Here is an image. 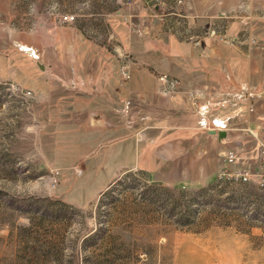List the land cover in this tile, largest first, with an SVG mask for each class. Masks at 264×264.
I'll use <instances>...</instances> for the list:
<instances>
[{"label":"rangeland","instance_id":"rangeland-1","mask_svg":"<svg viewBox=\"0 0 264 264\" xmlns=\"http://www.w3.org/2000/svg\"><path fill=\"white\" fill-rule=\"evenodd\" d=\"M18 63V79L34 95L0 79V264H264V142L256 147L250 135L233 146L220 144L230 148L219 153L222 169L228 151L235 154L230 172L251 165L247 182L218 178L222 169L205 185L187 184L177 169L170 176L168 168L156 175L116 170L133 158L124 139L91 132L79 139L71 98L56 91L54 99L42 100L28 58ZM208 99L218 106L203 114L206 129L226 128L222 111L245 100ZM57 103L66 104V112ZM123 112L128 126L138 121L143 132L152 118H164L143 103ZM76 161L82 176L75 174Z\"/></svg>","mask_w":264,"mask_h":264},{"label":"crops","instance_id":"crops-1","mask_svg":"<svg viewBox=\"0 0 264 264\" xmlns=\"http://www.w3.org/2000/svg\"><path fill=\"white\" fill-rule=\"evenodd\" d=\"M239 6L244 11L236 14ZM221 12L231 14L225 33L235 44L206 37L194 46L180 37L185 28L198 32L210 23L218 26ZM262 13L264 0H184L181 6L167 0L153 9L146 0H0V79L27 88L18 79V59L26 56L30 73L42 83L37 96L47 101L59 91L71 98L74 125L100 128L97 138L124 139L133 158L116 170L138 168L156 175L168 168L170 176L177 169L187 184L205 185L222 169L219 153L230 149L220 144L233 146L250 135L256 147L264 142V20H256L264 19ZM68 14L75 20L59 21ZM108 35L139 62L179 78L182 88H201L213 99L245 98L237 108L222 111L228 120L221 128L225 137L202 126L203 116L197 118L182 93L161 97L152 71L134 65L130 79L120 82ZM130 99L170 107L172 116L148 120L139 141L138 121L128 126L123 114ZM212 101L206 102L215 109Z\"/></svg>","mask_w":264,"mask_h":264},{"label":"built area","instance_id":"built-area-1","mask_svg":"<svg viewBox=\"0 0 264 264\" xmlns=\"http://www.w3.org/2000/svg\"><path fill=\"white\" fill-rule=\"evenodd\" d=\"M175 4V6H181L184 4V0H172ZM252 2H259L260 0H251ZM146 3L149 5H153V7H156L158 5H165L167 3V0H146ZM244 6L238 7V12L236 14H240L244 11ZM174 13V12H173ZM264 16V13H262ZM76 18L75 15H64L59 18V21L62 22H72ZM222 23L218 24V26L215 23H210L208 25L206 30L201 31H191L189 29H184L180 37L185 41L189 42L194 46L200 45L202 39L209 37V38H215L218 41L225 42L228 44H235V39L228 38L225 33V27L226 23L231 19V14L226 12H221L220 16H218ZM58 21V20H57ZM107 42L108 45L111 47V50L113 54L115 55L117 59V65H116V75L120 79V82H124L130 79L131 72L130 69L134 65H140L145 70H150L153 72L155 80H156V91L157 93L163 97V98H169L177 94H183L186 97V100L189 102L190 106L194 109V112L197 115L203 116V114L206 113L208 106V102H205V92L201 88H182V81L174 77L166 72H160L154 70L150 65L139 62L137 59H135L131 54H128L123 51L120 44L114 39L112 35L107 36ZM15 89L18 90L21 94L27 97H31L34 95V93L29 89H23L20 86L16 84ZM66 89H73L71 84L66 85ZM141 102L138 100H128L125 109L127 111H135L138 109V107L141 106ZM149 108L151 110H159V106H156L155 104H149ZM162 114H164L167 117L172 116L173 110L170 107H164L161 109ZM216 128L219 129L223 128L222 123H215ZM213 129V128H209ZM215 129V128H214ZM144 132L137 131L136 137L140 141L143 139ZM223 157V169L218 175V178L220 179H232L236 180L238 182H247L250 179V176L252 175V167L251 165H246L240 170L232 171L230 172L228 170L229 166L234 162L235 160V154L232 151L224 152L222 153ZM80 162L76 161L73 165V169L75 171L76 176H82L84 173V170L79 166ZM259 167L261 170L262 178L264 176V144H261L260 151H259ZM264 180V179H263ZM263 183V182H262Z\"/></svg>","mask_w":264,"mask_h":264},{"label":"trees","instance_id":"trees-1","mask_svg":"<svg viewBox=\"0 0 264 264\" xmlns=\"http://www.w3.org/2000/svg\"><path fill=\"white\" fill-rule=\"evenodd\" d=\"M55 107L59 111L66 112L64 110V108L66 107V104L57 103L55 105ZM75 131H76L77 135L79 136V139H82L86 134H88L90 132L91 133H95V137H96L99 134V132H101V129L98 128V127H89V126H87L85 124H80L77 127H75ZM80 135H81V137H80Z\"/></svg>","mask_w":264,"mask_h":264},{"label":"water","instance_id":"water-1","mask_svg":"<svg viewBox=\"0 0 264 264\" xmlns=\"http://www.w3.org/2000/svg\"><path fill=\"white\" fill-rule=\"evenodd\" d=\"M210 132H211V134H215V133H217V136H218L219 138H224L225 135H226L225 130H221V129H219V130L212 129V130H210Z\"/></svg>","mask_w":264,"mask_h":264}]
</instances>
